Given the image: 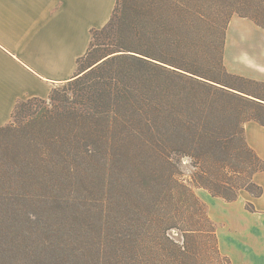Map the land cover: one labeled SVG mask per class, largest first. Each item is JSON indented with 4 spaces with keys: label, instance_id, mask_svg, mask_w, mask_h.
Instances as JSON below:
<instances>
[{
    "label": "trees",
    "instance_id": "obj_1",
    "mask_svg": "<svg viewBox=\"0 0 264 264\" xmlns=\"http://www.w3.org/2000/svg\"><path fill=\"white\" fill-rule=\"evenodd\" d=\"M230 14L264 30V0H116L62 92L16 102L0 127V264L73 254L72 236L39 226L36 211L80 222L81 264H229L195 189L225 202L257 197L253 175L264 172L244 137L246 122L264 126L249 112H264V98L229 84L258 83L222 61ZM241 173L235 186L230 175Z\"/></svg>",
    "mask_w": 264,
    "mask_h": 264
},
{
    "label": "crops",
    "instance_id": "obj_2",
    "mask_svg": "<svg viewBox=\"0 0 264 264\" xmlns=\"http://www.w3.org/2000/svg\"><path fill=\"white\" fill-rule=\"evenodd\" d=\"M115 2L0 0V127L9 123L18 100L47 99L55 84L77 74L91 32L107 24ZM222 61L227 73L264 84V30L232 17ZM244 137L264 162V126L246 122ZM253 182L262 190L259 196L240 191L232 202L195 189L215 224L219 253L229 264H264V172L254 174Z\"/></svg>",
    "mask_w": 264,
    "mask_h": 264
},
{
    "label": "rangeland",
    "instance_id": "obj_3",
    "mask_svg": "<svg viewBox=\"0 0 264 264\" xmlns=\"http://www.w3.org/2000/svg\"><path fill=\"white\" fill-rule=\"evenodd\" d=\"M231 15V14H230ZM218 19L217 22H219L220 20L223 19V15H218ZM231 17H238L236 14H232ZM104 42V39L100 38L99 40H97L95 43H103ZM101 51L100 49H94L92 50L90 56L82 62V64L84 65H87V63L93 59H96L98 57H100L101 55ZM227 82L229 84H233L235 86H237L238 88L244 90L245 92H250V93H253L255 95H259L261 97L264 98V85L262 83H258V84H250V83H246V82H241V81H233V80H227ZM63 83H59V84H55L53 88H58L59 89V92H62V89H61V86H62ZM50 104H52V102H48L45 104L48 108H50ZM45 105H43L42 103H38V105H34L32 106V109L35 110L36 112L40 111L41 108L45 107ZM249 112H253L252 114H254L255 118H261V120L264 122V112L262 111H259V110H256V111H249ZM30 119V116L27 115L26 111L22 114L21 116V121L22 122H27L28 120ZM10 122V121H9ZM180 167H181V171L183 173V176L184 178H187L189 179V177L191 176V174L194 172V169L190 166L189 164V161L186 159V158H182L181 159V162H180ZM247 175L246 173H241V175H230V179H231V182L235 185V186H239L240 184H244V182L247 180ZM249 188V191L251 192H255V188H252V187H248ZM246 192V191H245ZM248 193V192H247ZM28 212H31V211H28ZM42 212V211H41ZM37 214V218H40L42 219L41 223L39 226H42L43 224H46L45 226L49 229L51 227H55L57 226L58 227V230H57V234L59 232V229H62V234H63V239L64 240H67L69 239V237H71V239H74L77 244L79 246H81L83 243H82V239H80V236L76 235L75 232L76 230H79L80 227H78V224L80 223L79 221H73L71 218L69 217H66V214L62 213V216L60 217V215L58 213L55 212V214H58L57 215H54V213L52 212V214L50 216L48 215H42L38 213V211L35 212ZM23 219L26 220L27 218L24 217V216H27V214H23ZM11 219H13L12 216H9ZM19 219H20V215H19ZM34 219V217H33ZM23 220V221H24ZM45 221V222H44ZM44 227V226H43ZM43 227H39L40 229H42ZM33 227L29 228L30 230L32 229ZM69 235V236H68ZM177 233H173V236H175L174 238L178 239V237H176ZM45 237L44 233L39 236H36V239L39 240V243L42 241L41 238ZM41 244V243H40ZM78 245H72L70 244L69 246L73 249V254L71 255L68 254L69 256V259L67 261V258L64 259V261H66V264H81L82 263V260L80 259V257L75 256V253L76 252H79V247ZM85 255H87V262H89V260H92L93 259V255L91 254V252H87V251H84ZM223 263V262H222ZM28 264H31V263H28Z\"/></svg>",
    "mask_w": 264,
    "mask_h": 264
}]
</instances>
